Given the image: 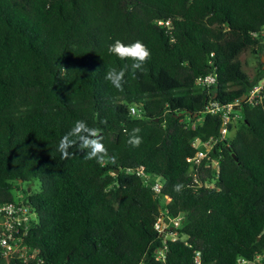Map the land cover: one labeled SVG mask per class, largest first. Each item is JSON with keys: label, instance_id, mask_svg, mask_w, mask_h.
Listing matches in <instances>:
<instances>
[{"label": "trees", "instance_id": "1", "mask_svg": "<svg viewBox=\"0 0 264 264\" xmlns=\"http://www.w3.org/2000/svg\"><path fill=\"white\" fill-rule=\"evenodd\" d=\"M263 30L264 0H0V205L14 203L16 182H39L18 203L33 215L24 243L47 264H160L154 223L167 208L185 216L187 244L169 243L165 264H191L196 251L202 264L264 259V108L243 101L196 175L187 162L193 139L218 136L209 101L237 102L258 80ZM117 39L148 47L143 71L108 53ZM125 65L117 90L105 74ZM206 75L216 82L198 86ZM77 120L99 130L115 164L78 146L62 157ZM139 167L161 179L159 195Z\"/></svg>", "mask_w": 264, "mask_h": 264}, {"label": "built area", "instance_id": "2", "mask_svg": "<svg viewBox=\"0 0 264 264\" xmlns=\"http://www.w3.org/2000/svg\"><path fill=\"white\" fill-rule=\"evenodd\" d=\"M261 36L264 46V30ZM261 59L264 60V54ZM262 64V71L258 80L242 98L248 105L264 108V63ZM215 82L216 79L212 75L202 76L196 80V84L201 87L212 86ZM236 106H240V100L234 103L223 104L218 100L211 99L206 105L205 113L220 115L221 125L217 138L208 141H201L198 138L192 140V146L196 150L192 156L187 158V162L193 175H196L203 161L209 159L208 153L216 142H223L230 136V124L234 119L240 118L241 116V107L236 110L234 108ZM130 113L133 116L139 115L135 107L130 108ZM209 165H213L218 173V161H207L205 166ZM136 174L151 186V189L156 195L160 194L161 179L158 176H149L142 167L136 169ZM32 217L33 215L28 208L18 203H5L0 205V264H8L11 260H17L20 264H47L39 255L38 249L28 246L23 241ZM184 221L185 216L183 214L172 216L167 208L160 209L159 216L154 223V230L160 239V245L154 251V261L165 264L169 243L181 241L187 244V236L180 232ZM238 263L264 264V259L261 255H256L250 260L240 257L238 258ZM191 264H202L200 252L196 251L194 253Z\"/></svg>", "mask_w": 264, "mask_h": 264}, {"label": "clouds", "instance_id": "3", "mask_svg": "<svg viewBox=\"0 0 264 264\" xmlns=\"http://www.w3.org/2000/svg\"><path fill=\"white\" fill-rule=\"evenodd\" d=\"M108 53L119 57L120 59L131 60L130 65L132 74L135 75L138 71H143V65L150 59L151 52L148 47L140 40L125 44L117 39L108 46ZM125 65L120 70L114 68L108 69L105 74V79L117 90H122L125 82V74L128 69ZM141 132L140 128H133L129 133L128 144L132 147H139L142 143V138L138 135ZM79 149H88L85 159H96L98 162L116 163V157L109 155L107 149L102 143L97 128L89 127L86 121L77 120L74 126L60 139L58 151L64 159H68L74 155L69 150L74 147ZM182 185L174 186L175 191H180Z\"/></svg>", "mask_w": 264, "mask_h": 264}, {"label": "rangeland", "instance_id": "4", "mask_svg": "<svg viewBox=\"0 0 264 264\" xmlns=\"http://www.w3.org/2000/svg\"><path fill=\"white\" fill-rule=\"evenodd\" d=\"M247 67L252 69L255 66V57L250 54L247 56ZM201 117L199 120L201 121ZM39 190L38 180H34L31 183L16 182L15 188L12 191L14 203H20L25 198V194L34 193Z\"/></svg>", "mask_w": 264, "mask_h": 264}, {"label": "water", "instance_id": "5", "mask_svg": "<svg viewBox=\"0 0 264 264\" xmlns=\"http://www.w3.org/2000/svg\"><path fill=\"white\" fill-rule=\"evenodd\" d=\"M261 63H264V60L263 59H261ZM243 98L240 100V104L241 103H243ZM236 110H238L239 108H240V106H236V107H234ZM232 157L235 159V160H237V158H236V156L234 155V154H232Z\"/></svg>", "mask_w": 264, "mask_h": 264}]
</instances>
